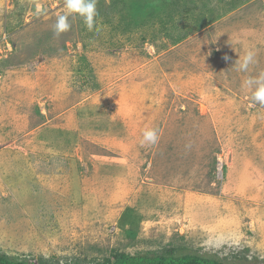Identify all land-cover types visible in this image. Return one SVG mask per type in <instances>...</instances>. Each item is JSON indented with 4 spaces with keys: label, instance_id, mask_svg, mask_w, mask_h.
Wrapping results in <instances>:
<instances>
[{
    "label": "rangeland",
    "instance_id": "1",
    "mask_svg": "<svg viewBox=\"0 0 264 264\" xmlns=\"http://www.w3.org/2000/svg\"><path fill=\"white\" fill-rule=\"evenodd\" d=\"M64 11L0 0V254L264 264V0H98L56 37Z\"/></svg>",
    "mask_w": 264,
    "mask_h": 264
},
{
    "label": "clouds",
    "instance_id": "2",
    "mask_svg": "<svg viewBox=\"0 0 264 264\" xmlns=\"http://www.w3.org/2000/svg\"><path fill=\"white\" fill-rule=\"evenodd\" d=\"M98 0H63L65 11L56 17L52 26L54 36L59 37L70 30V17H78L83 21L84 27L88 32L99 31L96 24ZM225 60L229 59L227 56ZM255 63V52L246 50L242 57L237 59L234 66L238 72L246 73L250 65ZM243 85L251 91L250 100L253 105L264 106V72H260L255 77L249 76L243 81ZM158 130L147 128L142 132V145H155L158 142Z\"/></svg>",
    "mask_w": 264,
    "mask_h": 264
},
{
    "label": "trees",
    "instance_id": "3",
    "mask_svg": "<svg viewBox=\"0 0 264 264\" xmlns=\"http://www.w3.org/2000/svg\"><path fill=\"white\" fill-rule=\"evenodd\" d=\"M0 264H30L21 260H14L0 254ZM40 264H54L42 262ZM98 264H236L224 263L216 258L201 257L192 254H175L174 250L164 251L161 254H135L116 253L105 258ZM238 264V263H237Z\"/></svg>",
    "mask_w": 264,
    "mask_h": 264
}]
</instances>
